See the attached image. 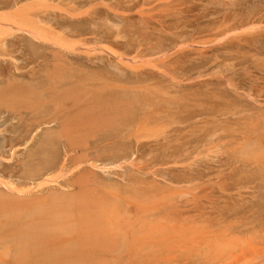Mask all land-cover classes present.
<instances>
[{
    "label": "rangeland",
    "instance_id": "obj_1",
    "mask_svg": "<svg viewBox=\"0 0 264 264\" xmlns=\"http://www.w3.org/2000/svg\"><path fill=\"white\" fill-rule=\"evenodd\" d=\"M9 1L15 6L0 9V12L28 4L24 14H36L40 19L44 16L41 24H45L41 26L48 38L51 39L54 33L57 37L63 33L61 37L66 38V43L79 42L69 50L63 41L66 50L50 39L47 41L48 38L37 40L22 31H14L16 35L5 32L6 35L0 38H5L6 43L0 45V89L9 82L31 80L25 73L32 69L37 71V77H41L45 75V68L58 69V73L68 68L65 74L60 73L65 75V80H58L61 82L58 87L64 90L57 99L63 103L83 97L86 85L83 88L77 85L74 93L64 95L72 80L76 83V80L88 76L98 82L105 79L109 82L111 79L134 81L138 73H145L146 82L155 84L156 89L165 91L171 99L173 119L162 132H154L139 140L124 137L108 128L89 134L86 147L91 156L100 154L94 161L100 169L89 168L85 171L89 174L85 173V176L92 183L99 180L100 184L97 182V187L90 185L91 188L86 189L100 203L92 208L103 219L114 224L118 222L117 218L128 221L133 213L129 216L123 212L118 197L136 195L141 207L136 218L142 217L140 221L144 223H150L152 217L160 219V215L171 213L172 221L199 232L221 229L224 225L238 227L241 225L239 220L254 224L264 221V182L261 180L264 175V113L259 112L264 111V0H174L167 8L157 7L144 15L136 10L140 7L129 11V3L125 0H108L109 6L107 0H103L106 7L105 3L97 5L91 15L87 13L91 7L81 5L78 10L83 9L85 16L80 17L78 10L77 17L76 11L75 16H70L59 0H40V4L45 5L42 10L39 1ZM136 2L138 4L139 0H134ZM252 24H259L260 28L249 30ZM117 35L125 40L115 39ZM84 40L86 44L81 43ZM118 54L125 62L116 58ZM154 64L160 68L155 69ZM23 102L15 95L0 100V210L11 205L10 198L16 195V190L33 186V182L22 173L23 163L30 159L28 152H38L42 129H55L53 124L43 125L40 129L36 127L38 131L26 133L20 117V114H26ZM56 143L61 158H64L67 150L62 141L56 139ZM119 147L123 149L118 150ZM126 154L130 158L121 160ZM176 155H182V158ZM78 156L74 157V162L83 160V165L87 166L85 158ZM174 156L183 161L175 163ZM57 174L59 171L50 175ZM131 177L142 182L139 186L127 183ZM62 178L59 180L61 184L65 183ZM32 179L41 181L38 177ZM151 185H156L158 190L150 189ZM115 186H119L120 191ZM109 187L116 190L112 188L111 191ZM129 187H137L140 192ZM103 193L108 198H104ZM15 202L13 200V204ZM159 212L160 215H155ZM248 236L242 235L244 240L249 239ZM170 249L173 254L168 264H202L200 253L197 249L194 253L193 245L172 243ZM108 250L119 255V247H109ZM253 252L246 258L251 257L249 264L254 263ZM97 260L100 264H121L119 258ZM244 260L240 263L245 264Z\"/></svg>",
    "mask_w": 264,
    "mask_h": 264
},
{
    "label": "bare ground",
    "instance_id": "obj_2",
    "mask_svg": "<svg viewBox=\"0 0 264 264\" xmlns=\"http://www.w3.org/2000/svg\"><path fill=\"white\" fill-rule=\"evenodd\" d=\"M33 1H39L38 4H40V0ZM59 1V4L65 6L63 7L64 10L69 15L74 14L73 16H75L74 12L76 11L77 13L81 5H89L91 8L87 10V13L91 15L96 10L97 5L102 3V6L105 3L103 0ZM125 1L129 3L127 8L129 11L140 7V9L136 10H138L139 14L144 15L157 7L163 6V8H167L174 0H139L138 4L137 2L134 3V0ZM45 3L48 4L47 1ZM107 3L109 6L108 0ZM107 3H105L104 8ZM11 6H15V4L12 5L9 0L0 1V9L4 10ZM27 6L28 4L18 5L12 10L0 12V38L6 35L5 32L10 34L14 31L25 32L28 36L37 40H46L49 37L44 30L45 28L41 26L45 24H41L45 17L41 16V20L36 14H29L28 12L25 15L24 11ZM30 6L32 7V4ZM42 7L45 9V5H41L40 10L43 9ZM63 8L58 9L61 11ZM111 10L113 11V8ZM27 11H29V8ZM82 11L80 10L79 12L78 10L79 15L77 13L76 17L77 15L78 17L85 16L82 14ZM114 11H117V9ZM40 14L45 15L46 13L40 12ZM34 16L36 17L33 18ZM125 17H127L126 14L124 19ZM90 18L92 19V17ZM3 25L6 27H3ZM82 26L84 27V25ZM250 26L248 27L249 30L254 31L253 27L257 28L253 24L252 28ZM241 29L243 28L241 27ZM92 30L94 31V29ZM50 31L53 32V30ZM55 34L57 33H54L52 35L54 37L48 38L47 41L50 39L54 44H59L58 46L62 47L66 38L64 37L65 40L62 39L61 35L63 33H58V37ZM83 38L86 39L85 37ZM118 38L125 40V38L118 37L117 35L115 39L119 40ZM4 39L0 40V45L2 46L6 45ZM81 40L83 39L81 38ZM69 43L71 44L70 46ZM69 43H66L71 48L68 49L73 50L74 47L72 48L71 46H75L77 43L73 40ZM81 43L86 44V41L84 40V43ZM180 45L183 46L184 44ZM180 45L178 46L180 47ZM65 46L63 48L67 47ZM68 49L66 48V50ZM56 52L58 53V51ZM59 55L58 57H60ZM54 56L56 57V55ZM8 57L10 58L11 56ZM116 58H119L118 60H121V63L125 62L123 61L124 59H120L119 54ZM134 59L137 58L134 57ZM13 60L17 61L16 59ZM146 62L149 63V60L147 61L146 59ZM9 64L12 65L11 61ZM156 65H153L155 66L154 68L159 69L160 67L156 68ZM59 67L62 68L61 66ZM66 69L68 68L61 69L58 73V69L45 68L43 70L45 75L41 77H37V71L34 72L32 69L25 73L32 78L31 80L27 82H20L21 80L9 82L0 89V97H3L1 99L11 95L19 96L23 99L22 106L25 107L26 114H20V117L23 119V128H25L26 133L34 131L36 127L40 129L43 125L48 126L53 124L55 128L54 130L48 128L42 129L44 130L42 139L39 145L37 143L39 146L38 152H28L27 157L30 158L28 162L25 164L23 161L21 162L24 165L22 173L33 182V186L16 190V195L10 198L9 203L11 205H5L2 207L3 210H0V264H100V262H97L99 261L97 260L98 258L108 260L110 258H119L121 264H168L170 255L173 254L171 252L172 249H170L172 243L183 242L193 245L195 247L194 253L196 249L198 250L202 264H239L242 260H246L248 255L251 256L253 251L254 263L252 264H264V221L254 224L253 222L246 223L239 220L241 225L238 227L224 225L221 229H205L197 232L198 229L179 224L174 220L172 221L171 213L168 214V212V215H160L161 213L159 212L155 213V215H160V219L152 217L150 223H144L140 221L142 217L136 218L141 208L136 195H133L134 197H118L120 198L119 205L122 208L124 207L123 212L129 213V216L133 213V216L131 215L132 217L130 216L128 221L123 219L120 221L116 216L118 222L114 224L109 219H103L96 210H93V205H100V203L94 198L93 194L90 195L89 192L91 191H88L86 188L90 189V185L96 186L99 180L96 183H92L85 176L88 173L85 171L89 170V168H99V165L94 161L97 160L100 154L93 153L94 155L92 154L91 156L88 152L89 149L86 146L88 145L87 139L89 134L92 135L96 131H104L108 128L111 131L121 133L124 137H132L135 140H139L140 138L150 136L154 132H162L169 124V121L173 119V111H171L172 107L170 106L171 99L165 91L156 89L155 84H148L146 82L147 78L145 80L143 77L145 73H138L134 81H122L123 79L111 81V79L109 82V80L105 79L98 82L97 79H90L88 76L86 79L82 78L78 82L76 80V83L72 80L64 91V95L66 93H74L77 90V85H81V88L86 85L82 91L83 97L63 103V100L57 99L60 98L57 95H60V92L64 90L63 88H59L58 84L65 80V75L63 77L60 73L66 72ZM58 80L62 81L58 83ZM259 112L260 114L264 113V111ZM39 129L36 130L38 131ZM56 139L60 140V142L62 141L63 148L67 150L63 156L64 158H61V153L57 150ZM121 149L123 147L118 148V150ZM68 152H76V154L70 155ZM76 155H79L78 157L82 159L85 158V164L88 165L84 166L83 160L74 162ZM130 155H124L121 157V160H128ZM181 156L176 155L179 158H182ZM176 157L174 156L173 158L174 162L183 161V159L176 160ZM112 159H114L113 156ZM54 171H59V174L51 176L50 174ZM34 177L40 178L41 181L36 182L32 179ZM62 177H65V183L61 184L59 180ZM261 180L264 182V175L261 177ZM129 182L134 186H139V183L142 181H138V179L134 180L131 177L127 183ZM101 186H104V184ZM119 186H115V188H119L118 190L120 191ZM155 187L156 185H151L150 189L157 191L158 189ZM112 188L114 190V187H111V191ZM129 188L134 191L138 190L137 187ZM146 188H149V186ZM94 189L95 187L92 188L94 192L97 191ZM105 190L108 191L109 189L106 188ZM137 192L139 193L140 191ZM103 196L104 198H108L106 194ZM1 199L3 200V198ZM13 200H16L14 204ZM114 200L116 199L114 198ZM121 200L126 206L122 205ZM115 205L117 206V204ZM248 216L245 218L246 220L249 218ZM146 217L148 218V216ZM114 220L116 221V219ZM242 235H249L247 237L249 239L244 240ZM109 247H119V255L111 253L108 250ZM189 251L191 252V250ZM250 258L246 261L244 260V263L249 264Z\"/></svg>",
    "mask_w": 264,
    "mask_h": 264
}]
</instances>
